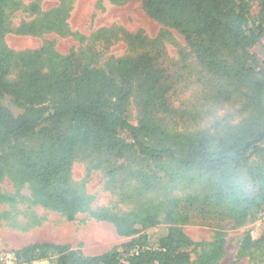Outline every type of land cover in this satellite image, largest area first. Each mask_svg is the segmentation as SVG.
<instances>
[{"label": "trees", "instance_id": "16d2710c", "mask_svg": "<svg viewBox=\"0 0 264 264\" xmlns=\"http://www.w3.org/2000/svg\"><path fill=\"white\" fill-rule=\"evenodd\" d=\"M141 4L149 16L178 29L196 58L220 75L218 100L231 98L227 89L231 84L243 90L249 110L248 128L240 132L227 130L215 137L207 130L170 132L153 118L129 122L124 114L125 103L134 78L142 79L144 108L170 112L162 71L145 55H127L116 59L108 69L89 67L80 72L73 71L68 55L47 73L33 71L9 79L17 56L4 42L5 20L0 10V101L8 95L23 109L14 115L0 102V180L14 172L40 189L45 205L72 217L84 205L82 193L71 177L80 148L99 155L103 161L138 157L150 162L158 173L149 174L143 169L133 172L147 189H159L164 177L174 180L192 173L215 176L210 179L216 188L210 197L214 200L210 212L241 225L251 209L264 203V164L253 169V193L235 181L239 167L252 156L264 153V69L251 51L264 31V0L259 2L258 21L252 18L247 0H141ZM102 31L95 37H100ZM220 52H227L231 60L218 57ZM50 96L54 98L48 107L44 104ZM32 136L40 139L38 148L16 146ZM122 168V164L111 165L106 174L113 178ZM0 199L5 197L0 195ZM182 202L190 201H168L170 221ZM155 210L146 208L140 223L154 225ZM95 216L110 221L119 235L136 232L133 213ZM146 244V237L138 235L131 236L120 249L95 255L62 251V246L50 243H33L22 251L59 249V256L49 264H186L189 254L185 248L193 242L181 228L170 225L156 247ZM223 245L224 239L216 236L209 252L200 254L198 264H217Z\"/></svg>", "mask_w": 264, "mask_h": 264}, {"label": "rangeland", "instance_id": "374dc122", "mask_svg": "<svg viewBox=\"0 0 264 264\" xmlns=\"http://www.w3.org/2000/svg\"><path fill=\"white\" fill-rule=\"evenodd\" d=\"M247 1L252 18L258 21L260 0ZM0 4L5 20L4 42L17 56L9 79L33 71L47 73L68 55L74 72L89 67L108 69L118 58L145 55L162 71L170 112L144 108L142 79L134 78L125 103L124 114L129 122L153 118L170 132L207 130L215 137L227 130L240 132L248 128L249 110L243 90L231 84L227 87L231 98L218 100L220 75L196 58L178 29L149 16L141 0H0ZM100 30L105 31L96 38ZM251 51L264 69V31ZM218 57L231 60L227 52L218 53ZM53 98L50 96L44 105L49 107ZM0 102L14 115L23 112L8 95ZM40 143L32 136L16 146L36 149ZM5 151L10 153L7 148ZM115 164L123 168L110 178L106 168ZM262 164L264 153L252 156L239 167L235 181L246 192L253 193V169ZM138 169L158 174L150 162L138 157L103 161L99 155L80 148L71 177L82 193L84 205L72 217L45 205L36 185L14 172L5 175L0 180V195L5 197L0 199V264H49L61 252L50 247L22 251L33 243H50L62 246V251L95 255L120 249L131 236L143 235L146 246L156 247L170 225L181 228L193 242L185 248L189 254L186 264H198L200 254L209 252L216 236L224 239L217 264H264V203L251 209L243 224L234 225L227 217L210 212L214 206L210 197L216 189L210 179L215 176L192 173L174 180L164 177L159 189H147L133 175ZM179 198L190 202H182L170 221L168 201ZM146 208L157 209L152 226L140 223ZM95 213H133L136 232L119 235L110 221Z\"/></svg>", "mask_w": 264, "mask_h": 264}]
</instances>
